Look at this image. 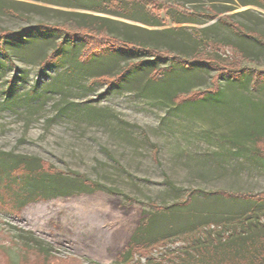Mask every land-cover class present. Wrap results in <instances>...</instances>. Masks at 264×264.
<instances>
[{
  "label": "rangeland",
  "instance_id": "obj_1",
  "mask_svg": "<svg viewBox=\"0 0 264 264\" xmlns=\"http://www.w3.org/2000/svg\"><path fill=\"white\" fill-rule=\"evenodd\" d=\"M222 1L149 0L162 26L105 15L115 21L107 33L118 39L213 62L186 69L136 49L80 59L86 41L66 30L82 24L70 13L95 14L84 10L92 1L0 0V28L26 29L0 48V166L26 156L66 174L47 200L17 209L3 197L0 264H120L140 217L151 219L149 242H166L129 264L168 258L183 247L180 238L207 224L234 231L245 223L264 234V199H253L264 193V84L255 78L264 72V44L219 21L230 16L264 34V9ZM51 54L58 61L41 70ZM236 59L239 76L210 89L215 67ZM130 64L117 85L94 80ZM75 174L94 187L79 185ZM15 184L9 196L20 204ZM218 191L233 196L210 194Z\"/></svg>",
  "mask_w": 264,
  "mask_h": 264
},
{
  "label": "trees",
  "instance_id": "obj_2",
  "mask_svg": "<svg viewBox=\"0 0 264 264\" xmlns=\"http://www.w3.org/2000/svg\"><path fill=\"white\" fill-rule=\"evenodd\" d=\"M33 2L45 3L44 0H32ZM92 1L91 5L84 8L89 12L95 14H75L70 13L74 16H80L82 24L77 28V31L66 30L67 35L74 40L78 38L86 41L83 53L80 59L89 61L92 56L103 53L106 49H129L139 50L148 55L155 56L157 58H168L173 62H181L186 69H189L195 65H209V60H201L202 58L192 56V58L184 61L179 57H169L167 50H159L153 47H144L142 44L136 41H126L118 39L107 33L109 23L115 21L106 17H114L118 19H125L130 21H136L145 25L151 26H162L163 21L159 19L157 15L151 14L153 10L147 8L149 0H89ZM219 1V0H218ZM210 0V2H218ZM222 1V0H220ZM243 7L253 5L258 8L264 9V0H237ZM226 2V1H222ZM63 7L70 8L67 3L62 4ZM61 6V7H62ZM153 8V7H152ZM5 13H10L14 16L13 10L10 8L3 9ZM228 8L224 9L223 12H228ZM247 12V11H245ZM105 16V17H103ZM219 17L218 14H213L212 19ZM232 17L223 15L219 17V21L227 25L230 31L234 32L239 36H245L256 40L260 44H264V34L246 29L243 25L238 22L231 21ZM182 20H176L175 24L183 23ZM47 30H59L61 26L56 25H43ZM26 29L21 28L18 32L11 30H4L0 28V48H4L7 40L12 38L14 40L20 39L21 35ZM9 37V38H8ZM207 60V59H206ZM58 61L57 56L51 54L49 57L44 58L40 62L41 70L50 66V64ZM240 59H236L232 63L221 64L219 67H215L216 75L212 78V87L210 89L218 90L217 85L222 77L227 76L230 78L238 77V65ZM135 64H130L121 70L120 73L114 76L100 75L94 78L96 81L105 82L107 85H117L122 76L125 74L127 68L133 67ZM162 70L154 72L153 76L157 77ZM255 78L262 80L264 84V72L257 74ZM209 91V90H208ZM197 94V95H195ZM195 98H203L204 92L194 91ZM35 165V166H34ZM66 174L55 168H51L46 162L42 160H36L30 157L17 156V161L11 165V167L0 166V202L3 203V197L13 203L15 208L22 209L24 206L40 200H47L46 195L54 193L57 195L60 193L58 187L54 184L56 178L63 177ZM14 179L15 183L19 182V194L20 204L16 197H10L9 193L11 190H16V184L10 179ZM76 181L79 185L86 187H94V184L84 178L75 174ZM31 183L32 188L26 189V185ZM211 195H219L222 197L233 196L227 192H211ZM208 194V195H210ZM50 196V195H49ZM191 195L187 196L181 205H188ZM254 200H263L264 193H261L253 197ZM18 204L20 206H18ZM156 210H159L157 206H154ZM211 225V226H210ZM153 234L151 230V219L148 217H140V220L133 231L131 239L127 242L125 250L120 252L116 259L120 264H129L134 254H146L156 246L166 242V239H158L155 242H149L148 239ZM183 247L178 249L175 253H172L168 258L164 257L154 262L147 261V264H264V234L257 233L251 230L245 223L242 224V228L234 229V231L223 230L219 225L207 224L206 227H198L193 232L186 234L183 238ZM41 253V252H40ZM56 259L53 260V262Z\"/></svg>",
  "mask_w": 264,
  "mask_h": 264
}]
</instances>
